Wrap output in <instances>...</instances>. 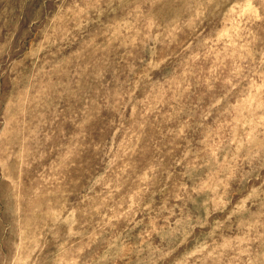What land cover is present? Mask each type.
Here are the masks:
<instances>
[{
    "label": "rangeland",
    "instance_id": "obj_1",
    "mask_svg": "<svg viewBox=\"0 0 264 264\" xmlns=\"http://www.w3.org/2000/svg\"><path fill=\"white\" fill-rule=\"evenodd\" d=\"M0 264H264V0H0Z\"/></svg>",
    "mask_w": 264,
    "mask_h": 264
}]
</instances>
